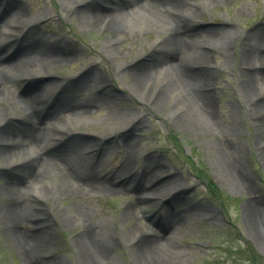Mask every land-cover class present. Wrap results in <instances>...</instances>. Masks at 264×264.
<instances>
[{
	"label": "rangeland",
	"instance_id": "rangeland-1",
	"mask_svg": "<svg viewBox=\"0 0 264 264\" xmlns=\"http://www.w3.org/2000/svg\"><path fill=\"white\" fill-rule=\"evenodd\" d=\"M89 1L100 8L114 2L0 0L1 39L9 35L10 42L26 44L33 37L35 50L59 45L70 53L64 61L48 60L30 72L15 67L17 79L11 72L3 79L0 109L12 117L0 124V137L17 136V96L39 93L43 104L34 120L56 137L57 162L70 167L62 154L77 145L73 164L116 190L78 182V190L70 193L72 181L64 179V173L34 174L35 166L26 163L27 148L11 157L15 163L1 158L0 264H89L91 256L80 245L87 229L106 239L101 248L95 239L90 241L98 264H152L140 245L151 238L168 240L174 247L178 256L172 264H248L245 254H238L243 248L264 264V115L260 118L246 103L238 57L244 34L263 22L264 0H214L207 7L193 0L191 5L202 9L185 26L172 22L182 35H203L223 25L241 35L229 53L214 48L208 52L210 99L204 104L175 72L181 84L171 80L170 70L142 79L131 73L132 65L154 61L153 45L162 42L169 29L139 28L136 21L134 26L124 24L125 18L111 24L86 21L80 11ZM10 2L15 5L5 12L2 7ZM20 11L22 18L7 22ZM158 11L171 17L170 7ZM180 51L186 52L182 41ZM227 56L230 62L221 67ZM180 69L185 74L191 67ZM75 106H88L89 113L72 111ZM53 108L56 113H51ZM146 163L162 180H169L148 186V178H137L125 188L110 183L112 171L123 168L135 175ZM208 191L220 195L222 204ZM251 200L263 226L250 221L254 213L245 204ZM12 209L17 220L8 219ZM40 222H45L43 228L37 227ZM16 234L22 244L15 242Z\"/></svg>",
	"mask_w": 264,
	"mask_h": 264
},
{
	"label": "bare ground",
	"instance_id": "bare-ground-1",
	"mask_svg": "<svg viewBox=\"0 0 264 264\" xmlns=\"http://www.w3.org/2000/svg\"><path fill=\"white\" fill-rule=\"evenodd\" d=\"M113 1V3L102 8H100L95 2L89 1L85 3L86 7L80 11V15H82L81 17L84 20L91 22L98 21L99 23L107 22L111 24V22H114V20L118 18H125L124 24L126 23L134 26L133 21H136L139 28L155 29L158 32H161L164 29H169L165 30L169 31V33L162 38V42H155L153 45L155 54L154 61L152 62L149 60L145 61L143 64L132 65L130 67V69H132L131 73L134 74L135 77L142 79L144 77L150 78L153 74L157 75L161 71L170 70L172 73L171 75L175 72L184 82L190 84L191 87H189V89L193 91L195 98L199 103H208L210 98L209 91L207 90L209 87L207 74L208 70L211 68L208 63V52L214 48L222 49L229 53L231 51L229 50L230 47H232L237 38L239 39L241 36L238 30L223 25L212 32H203V35H182L175 27H173L172 22L178 20V23H183V26H185L193 14H197L202 9V7L197 4H183L185 1L192 2L193 0ZM221 1L225 2L229 0ZM200 2L202 5L206 6L214 3V0H200ZM14 5L15 2H10L5 4L2 9L5 8V12H7V10H11ZM164 6L171 8V17L158 11L160 7ZM5 12H2V14ZM261 17L263 19L261 25L252 32L244 34L243 43L241 44L238 56L241 77H244V87H242L241 90L244 88L247 95V105L252 111L260 114V118L264 115V88L262 89V86H264V13ZM9 18L10 20L7 22H16L19 18H22V13L20 11L16 17L9 16ZM1 31L2 30L0 29V52H2V54H0V86L3 85V79H6L10 72L13 79H17L12 73V70L15 67L27 68L26 72H30L29 69L35 65L43 66L46 61H55V59L64 61L70 56V53H67V51L59 45H52L49 47L47 44L43 43L44 47L41 50H35L32 43L33 37L28 38L26 44L10 42L11 39L9 35H6L7 38L5 37L1 39ZM10 33L11 32H7V34ZM191 33L194 32L191 31ZM181 41L183 47L186 49L185 53L180 51ZM178 49L179 51L176 52ZM229 62L230 57L227 56L220 63V66H227ZM185 66L191 67V70L188 73L182 74L180 67L183 68ZM90 74L94 75V72L91 70ZM175 75H173L174 78L171 77V80L175 83L181 84V79L177 78ZM27 76L31 75L27 74ZM169 82L170 81H168V83ZM102 92L103 90H100L98 94L104 99ZM5 98L12 104L9 95ZM17 98L19 99L18 107L21 109V113L14 118L17 136L13 139L10 136L3 138L0 137V159L15 157L16 151L20 154L22 151L21 149L27 148L30 154H28L27 157L29 161L26 163L32 162L31 166H35L36 172L34 174H37L38 172L43 173L47 170L64 173L62 177L64 179L68 178L70 183L72 181V184L69 187L70 193L78 190L76 187V183L78 182H83V186L92 187L93 189L116 190L107 187L104 184L107 183V181L99 182L96 175L93 176L91 173H84L73 164L71 154L73 153V150H77V145L72 148L69 146L62 154V156L66 157L71 162L69 163L70 167H66L62 160L57 162V158L54 156V149L57 143L54 139H56V137L52 139L54 136L49 133V128L44 127L42 123L34 120V118L38 119L39 112L37 113V109L43 104V96L38 93L36 96H17ZM53 106L56 107V104ZM53 110L54 108L51 113H56L53 112ZM2 111L3 110L0 109V124L5 125L12 116H9L6 112ZM72 111L86 115L89 113V107L75 106L72 108ZM44 118L45 117H43V120H46ZM59 118L60 116H57L54 120H58ZM136 121L138 124L140 123V120ZM56 129L57 128L55 127L52 130ZM47 139L49 141H47ZM9 161V164H12L16 162V159L11 158ZM111 176L110 183L111 181H115V184L122 188L129 187L137 178H148V186H151L153 183L156 184L155 182L162 180V178H160L161 175L156 174L155 171L150 168L149 163H146L135 175L122 168L120 170L112 171ZM156 178L160 179L156 180ZM168 180L169 178H163L160 184H165ZM74 183L75 186L73 185ZM11 193H14L13 189ZM251 201L245 204L247 210L254 213L253 215H250V221H255V223L253 222L252 224L263 226V223H260L262 221L259 219V212L255 209V203ZM7 213L9 220H17L18 215L16 210L12 209ZM76 214L77 216L82 215L80 211H77ZM73 220L74 219H72V221ZM43 223L44 224H42V222L38 223L37 227L43 228L45 222ZM86 233L85 244L80 243V245L88 255L93 257L95 251L97 253V250L94 249V246H90V241H94L95 239L94 244L98 248H101L107 244L106 239H103L96 233L94 236V230L89 231L87 229ZM13 237L16 243H23L18 234L13 235ZM140 245L143 246L142 250L149 252V259L152 264H172L178 256L176 250L173 249V246H170L168 240L152 238L144 239L141 241ZM91 257H89L88 263L98 264V258L94 259L93 257L90 259Z\"/></svg>",
	"mask_w": 264,
	"mask_h": 264
},
{
	"label": "trees",
	"instance_id": "trees-1",
	"mask_svg": "<svg viewBox=\"0 0 264 264\" xmlns=\"http://www.w3.org/2000/svg\"><path fill=\"white\" fill-rule=\"evenodd\" d=\"M216 189L213 187L212 191H215ZM214 193V192H213ZM219 193V192H218ZM217 193V194H218ZM219 195V194H218ZM218 199H221L220 195L218 196ZM249 260H251V264H256V262H258L259 258H256L254 254L249 255Z\"/></svg>",
	"mask_w": 264,
	"mask_h": 264
}]
</instances>
